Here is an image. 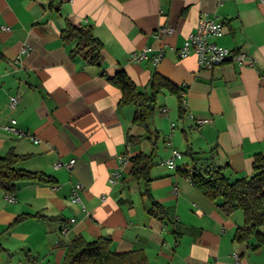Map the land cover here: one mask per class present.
<instances>
[{"label":"crops","instance_id":"1","mask_svg":"<svg viewBox=\"0 0 264 264\" xmlns=\"http://www.w3.org/2000/svg\"><path fill=\"white\" fill-rule=\"evenodd\" d=\"M203 12L224 29L209 40L243 50L253 65L228 59L203 69L193 53L178 55ZM67 21L89 26L100 40V66L70 55L73 42L60 36ZM167 24L173 31L161 32ZM144 46L151 54L162 48L161 60L132 61L130 53ZM119 68L142 91L153 73L165 77L177 87L181 108L176 94L162 89L147 125L134 123L135 106L119 105L120 90L107 79ZM10 117L25 135L0 129V155L21 154L16 167L52 181L0 189V264H61L78 235L108 237L111 250H139L148 264H264V244L252 249L254 237L233 238L242 212L225 214L183 173L202 157L232 180L248 176L254 155H264L259 0H0V123ZM172 148L181 152L176 168L161 164ZM137 152L152 153L146 178L130 174ZM71 158V167L53 165ZM117 166L120 175L109 183ZM75 182L83 207L69 199ZM152 200L162 218L149 212Z\"/></svg>","mask_w":264,"mask_h":264},{"label":"trees","instance_id":"2","mask_svg":"<svg viewBox=\"0 0 264 264\" xmlns=\"http://www.w3.org/2000/svg\"><path fill=\"white\" fill-rule=\"evenodd\" d=\"M63 40L73 42L69 49L71 56L79 55L85 63L95 66L101 64V42L89 26L67 21L61 30ZM104 74V72H102ZM107 79L120 90L119 105L133 104L135 112L133 122L146 126L153 113L156 94L162 90L176 94L181 108V98L177 87L158 73H153L147 90H140L119 68ZM192 156V153L187 151ZM23 155L13 150L0 155V189L11 192L19 181L51 182L50 176L40 171H30L16 167ZM130 174L133 178H146L147 168L152 161V153L137 152L132 157ZM201 193L210 200L217 201L225 214L240 210L243 222L235 228L233 238L245 242L254 237L252 249L264 244V155L256 153L252 161V170L248 176L229 179L222 167L211 165L206 158H193L190 169L183 171ZM149 212L158 217L164 216L162 206L152 200ZM20 218L23 215L19 216ZM110 240L105 236L86 240L75 236L66 245L61 264H148L142 252L136 249L115 251L109 248ZM4 248L0 245V254Z\"/></svg>","mask_w":264,"mask_h":264},{"label":"built area","instance_id":"3","mask_svg":"<svg viewBox=\"0 0 264 264\" xmlns=\"http://www.w3.org/2000/svg\"><path fill=\"white\" fill-rule=\"evenodd\" d=\"M225 0H216L218 4L223 3ZM261 3H264V0H259ZM171 25H163L160 27V31L163 33H170L173 31ZM223 25L219 23L215 16L209 15L206 12H203L199 15L194 30L190 32L186 39L184 40L182 46L178 49V55L180 57L186 56L189 53H193L196 56L198 66L203 69H211L215 65H218L225 60H234L237 63H246L248 65H253L254 60L248 56L243 50L232 51L224 46L218 45L215 42L209 40L210 37L220 36L223 34ZM29 45L22 47L21 51L23 53H28L30 50ZM163 56V49L158 48L155 52L151 54V47L144 46L137 50H134L130 53V59L132 61H140L148 59L151 57L153 63H157L161 60ZM18 101L17 95H12L9 97V106L15 107ZM166 108L162 107L161 111H165ZM208 118H196L195 123H204L207 122ZM173 125V124H171ZM0 129L16 134L17 136H23L25 133L20 131L16 127V119L14 117L8 118L4 123H0ZM36 142L37 139H34ZM119 161L125 160L124 155H119ZM181 157V152L175 148L171 149L170 155L161 161V164L166 165L171 168H176V159ZM75 159L71 158L67 162H62L57 160L53 163L54 167L58 168L61 166L71 167ZM120 175V166H117L108 177V182L113 183L117 180V177ZM81 188L79 182H75L73 188L69 194V199L73 203L80 204L83 207L78 190ZM6 198L9 201H14V196L12 194H7ZM61 234H65L66 227L62 226L60 229ZM234 258L237 260L238 257L236 254H233Z\"/></svg>","mask_w":264,"mask_h":264},{"label":"rangeland","instance_id":"4","mask_svg":"<svg viewBox=\"0 0 264 264\" xmlns=\"http://www.w3.org/2000/svg\"><path fill=\"white\" fill-rule=\"evenodd\" d=\"M261 231H264V226L261 227Z\"/></svg>","mask_w":264,"mask_h":264}]
</instances>
